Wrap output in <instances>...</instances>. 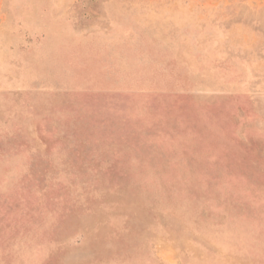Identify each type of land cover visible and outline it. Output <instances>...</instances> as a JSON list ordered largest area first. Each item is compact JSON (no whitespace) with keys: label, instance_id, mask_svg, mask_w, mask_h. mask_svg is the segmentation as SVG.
Masks as SVG:
<instances>
[{"label":"rangeland","instance_id":"obj_1","mask_svg":"<svg viewBox=\"0 0 264 264\" xmlns=\"http://www.w3.org/2000/svg\"><path fill=\"white\" fill-rule=\"evenodd\" d=\"M0 264H264V0H0Z\"/></svg>","mask_w":264,"mask_h":264}]
</instances>
